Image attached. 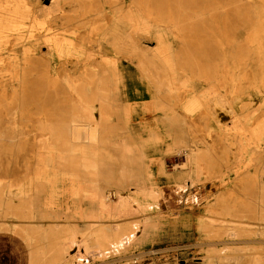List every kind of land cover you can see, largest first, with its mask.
<instances>
[{
    "label": "rangeland",
    "instance_id": "obj_1",
    "mask_svg": "<svg viewBox=\"0 0 264 264\" xmlns=\"http://www.w3.org/2000/svg\"><path fill=\"white\" fill-rule=\"evenodd\" d=\"M87 125L98 140L70 130ZM45 163L67 200L38 264H78L64 242L99 227L108 253L82 264H264V0H0V212L13 192L15 224ZM95 191L131 211L102 213Z\"/></svg>",
    "mask_w": 264,
    "mask_h": 264
},
{
    "label": "crops",
    "instance_id": "obj_2",
    "mask_svg": "<svg viewBox=\"0 0 264 264\" xmlns=\"http://www.w3.org/2000/svg\"><path fill=\"white\" fill-rule=\"evenodd\" d=\"M114 140V139H113ZM107 141L106 137L105 145L101 148L94 147L93 149H103ZM76 146L81 144L76 142ZM117 149H119V141L117 140ZM110 144V143H109ZM115 147V146H114ZM113 147V148H114ZM97 163L99 160L94 158ZM98 166L96 171V179L88 180L84 173L81 172L80 167L77 169L79 173H82L84 179L90 181L89 190H92V184H96L99 188L100 185L96 183L99 181ZM53 169H59L55 164H44L43 169L40 171H33L32 178L29 180V200L26 202L23 208L28 207V210L23 209L28 216V221L15 222L13 221V192L10 194L8 190L5 191V212H0V264H38L40 256V246L37 243L34 244L37 238L40 236L50 235L51 230L55 229L52 224L56 223L65 213L66 200L59 202L58 195L56 196V185L58 184L56 179L60 175H53ZM63 175L65 184L66 181V169L63 168ZM115 170V169H114ZM111 171V169H110ZM117 176L119 178L120 168L117 170ZM57 176V177H56ZM81 176V174L79 175ZM82 177V179H83ZM94 183H93V182ZM101 189V188H100ZM102 190V189H101ZM11 201V202H10ZM59 203V204H58ZM11 210V212L9 211ZM5 213V218H4ZM56 230V229H55ZM59 237V235L57 236ZM55 243V242H54ZM152 264H206L202 258L193 259H179L178 261H164L155 262ZM212 264V263H209Z\"/></svg>",
    "mask_w": 264,
    "mask_h": 264
},
{
    "label": "bare ground",
    "instance_id": "obj_3",
    "mask_svg": "<svg viewBox=\"0 0 264 264\" xmlns=\"http://www.w3.org/2000/svg\"><path fill=\"white\" fill-rule=\"evenodd\" d=\"M142 8H144V7H142ZM228 8V7H227ZM144 10V9H143ZM146 11V10H145ZM144 13H146V12H144ZM148 15V14H147ZM151 16V15H150ZM175 16V15H174ZM189 16V15H188ZM152 19V18H151ZM171 19V18H170ZM169 19V20H170ZM80 22V21H79ZM159 46V45H158ZM162 47V46H161ZM134 50V49H133ZM157 51H158V49H157ZM159 52V51H158ZM164 53V52H163ZM103 94V93H102ZM78 125V124H77ZM52 127V126H51ZM50 127V128H51ZM237 129V128H236ZM55 130V129H54ZM70 130L73 132L72 134L74 135V137H76V138H78V139H85V140H87V141H90V142H92V141H94V140H98L99 139V136H98V132L95 130V128H93L91 125H87V126H83V127H77V126H71L70 127ZM240 130V129H239ZM51 131V130H50ZM57 134V133H56ZM65 139V138H64ZM83 139V140H84ZM82 140V141H83ZM86 141V142H87ZM97 142V141H96ZM66 143V142H65ZM64 144V143H63ZM68 144H69V142H68ZM64 145H66V144H64ZM67 146V145H66ZM188 149V148H187ZM192 150V149H191ZM193 151V150H192ZM197 151V150H196ZM195 152V151H194ZM195 155H197V153L195 154ZM195 158H196V156H195ZM85 160V159H84ZM84 160H82V161H84ZM86 160H88V159H86ZM85 160V161H86ZM90 161H92V160H90ZM196 161V160H195ZM89 161H87V163H85L86 165L85 166H87L88 168H95V166L94 167H91L92 165H95V163L94 164H91V163H88ZM80 164H81V162H79ZM196 163V162H195ZM69 164V163H68ZM83 162H82V166H83ZM190 165V164H189ZM81 166V165H80ZM82 168V167H81ZM84 168V167H83ZM87 169V168H86ZM189 169V168H188ZM184 170V169H183ZM260 170V169H259ZM82 171H85L86 172V170L84 169V170H82ZM97 171V170H96ZM94 172V171H93ZM87 173V172H86ZM258 175H259V173H258ZM90 176V175H89ZM260 184V183H259ZM94 185H96V184H94ZM97 186V185H96ZM95 186V188H96V190H97V188L98 187H96ZM263 186H264V184H263ZM92 188H94V187H92ZM259 188V187H258ZM262 188V187H261ZM260 190V189H259ZM92 195H93V197L94 198H97L98 199V202H99V205H100V208H101V212L102 213H107L108 214V216L114 211L115 212V210H118V212H120L119 214H121V215H123V214H128L131 210H130V207H128L127 206V204H123V206H121V205H119V206H121V208H118L115 204H107V202H106V199H105V195H104V192H102V191H95V192H92ZM117 195V194H116ZM108 196V195H107ZM111 196V195H110ZM119 196V195H118ZM122 201V200H121ZM122 202H124V201H122ZM135 211V210H134ZM136 213V212H135ZM119 214H118V216H119ZM102 217V216H101ZM103 218V217H102ZM114 220V219H113ZM98 222L99 223H101L102 221L101 220H98ZM98 223V224H99ZM91 227V226H90ZM93 227H95V223H94V226ZM121 227H123V226H121ZM71 228V227H70ZM91 229V228H90ZM103 227H99V228H95V229H93L92 230V235H93V240L91 239V241L92 242H90V243H88L87 242V240L86 239H82V240H76L75 238L76 237H71L68 241H66V242H64L65 244H72V245H74V244H76V259H77V261H78V264H82V262H83V257L84 256H86V255H95V256H97V257H99V258H103V257H105L106 255H107V253H108V250H109V247L107 246V245H104V243H103V241L106 239V237L104 238V236H103ZM68 230V229H67ZM75 230V229H74ZM258 230H260V229H258ZM91 232V231H90ZM258 233V232H257ZM89 234V233H88ZM87 234V235H88ZM124 234V233H123ZM132 233H130L129 235H131ZM67 235H69V234H67ZM228 235L230 236V237H235L236 236V232L233 230V229H229V232H228ZM72 236V235H71ZM113 236V235H112ZM124 236V235H123ZM64 237V236H63ZM67 237V236H66ZM64 238V239H67V238ZM60 238V237H59ZM61 239V238H60ZM60 239H58V240H60ZM115 239H116V237H115ZM118 241L119 240H121L120 238H118L117 239ZM60 242V241H59ZM108 242L110 243V244H112V245H115V241H110L109 239H108ZM243 242V241H242ZM244 243V242H243ZM249 243V242H248ZM251 243V242H250ZM253 243V242H252ZM254 243H256V242H254ZM259 243V242H258ZM63 245V244H62ZM57 247H59V245H57ZM56 247V248H57ZM63 247V246H62ZM69 248H70V246H69ZM55 249V248H54ZM254 249V248H253ZM258 251V250H257ZM64 254H65V252H64V250H62V252H61V256L63 257L64 256ZM214 256L212 255V256H207V262H205L206 264H208V263H212V261H213V258ZM216 257V256H215ZM220 257L221 256H219L218 255V260L220 259ZM216 259V258H215ZM217 260V259H216ZM221 262V261H220ZM69 264H73V262L71 261V262H69Z\"/></svg>",
    "mask_w": 264,
    "mask_h": 264
}]
</instances>
